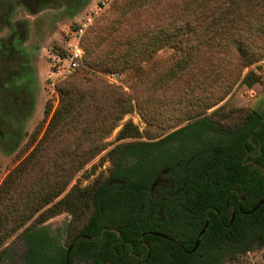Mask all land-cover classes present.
<instances>
[{
  "label": "rangeland",
  "instance_id": "obj_1",
  "mask_svg": "<svg viewBox=\"0 0 264 264\" xmlns=\"http://www.w3.org/2000/svg\"><path fill=\"white\" fill-rule=\"evenodd\" d=\"M188 1L27 0L4 14L0 0V233L11 231L0 264L23 263L21 232L29 225H45L62 244L79 232L88 204L78 216L45 217L47 210L72 189L105 180L117 144L154 140L204 116L235 127L249 111L263 110L260 10L248 13L254 27L248 19L215 30L202 20L191 36L176 33ZM219 5L212 0L206 8ZM80 24L84 59L56 77L49 55ZM97 31L106 38L100 57L91 46ZM126 121L138 127V138L118 137ZM225 264H264V245Z\"/></svg>",
  "mask_w": 264,
  "mask_h": 264
},
{
  "label": "trees",
  "instance_id": "obj_2",
  "mask_svg": "<svg viewBox=\"0 0 264 264\" xmlns=\"http://www.w3.org/2000/svg\"><path fill=\"white\" fill-rule=\"evenodd\" d=\"M211 1L186 2V22L176 33L193 36L202 20L215 30L248 19L254 27L251 8L260 10L258 28H264V0H215L216 10L206 8ZM97 33L91 46L100 57L106 38ZM138 136L131 121L118 131L121 139ZM110 155L105 180L72 189L47 210L45 217L61 211L78 216L88 204L91 212L79 232L62 244L45 225H29L21 232L22 264H225L264 245V201L251 211L264 197V108L249 111L235 127L199 117L154 140L123 141ZM7 249H0V263Z\"/></svg>",
  "mask_w": 264,
  "mask_h": 264
},
{
  "label": "built area",
  "instance_id": "obj_3",
  "mask_svg": "<svg viewBox=\"0 0 264 264\" xmlns=\"http://www.w3.org/2000/svg\"><path fill=\"white\" fill-rule=\"evenodd\" d=\"M84 30V24H80L78 27L69 29L64 35H61L57 48L49 55V67L52 75L56 77L67 75L79 68L84 54V49L81 45ZM262 81L264 82V77Z\"/></svg>",
  "mask_w": 264,
  "mask_h": 264
},
{
  "label": "flooded vegetation",
  "instance_id": "obj_4",
  "mask_svg": "<svg viewBox=\"0 0 264 264\" xmlns=\"http://www.w3.org/2000/svg\"><path fill=\"white\" fill-rule=\"evenodd\" d=\"M25 1H27V0H6V2H5V7H4V10H5V12H4V14L7 12H10V7L11 6H14L16 3H18V4H24V2ZM33 1H36V0H33ZM79 1H81V0H72V2L71 3H76V2H79ZM8 29H9V26H8ZM10 34L11 33H9V35H7V37H6V40H7V44H8V47H7V49L10 51V49H12V47L11 46H13L12 44H14V42L13 41H11L10 40ZM1 80V79H0Z\"/></svg>",
  "mask_w": 264,
  "mask_h": 264
},
{
  "label": "water",
  "instance_id": "obj_5",
  "mask_svg": "<svg viewBox=\"0 0 264 264\" xmlns=\"http://www.w3.org/2000/svg\"><path fill=\"white\" fill-rule=\"evenodd\" d=\"M264 201V197L251 209V211L255 210L262 202ZM233 216V215H232ZM207 222H205L204 227L200 230L199 235H198V239L195 241V244L193 246V248L191 249V251L195 250L199 244V237L200 235L204 232L205 228H206ZM154 235L156 236H160V237H164V238H169L166 234L164 233H160V232H153ZM172 239V238H170Z\"/></svg>",
  "mask_w": 264,
  "mask_h": 264
}]
</instances>
